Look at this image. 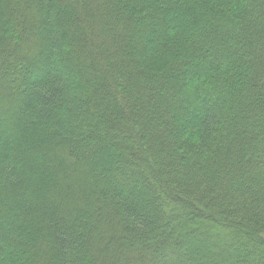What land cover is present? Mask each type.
<instances>
[{"label":"trees","instance_id":"trees-1","mask_svg":"<svg viewBox=\"0 0 264 264\" xmlns=\"http://www.w3.org/2000/svg\"><path fill=\"white\" fill-rule=\"evenodd\" d=\"M0 264H264V0H0Z\"/></svg>","mask_w":264,"mask_h":264},{"label":"rangeland","instance_id":"rangeland-1","mask_svg":"<svg viewBox=\"0 0 264 264\" xmlns=\"http://www.w3.org/2000/svg\"><path fill=\"white\" fill-rule=\"evenodd\" d=\"M199 135H200V130L199 129H194V130H187V131H185L184 133H183V136L186 138V137H188L189 136V140H192V141H194V142H196V140L198 139V137H199ZM176 207V206H175ZM163 210H164V208L162 209V213H161V215L160 216H163V218L165 217V210H164V212H163ZM172 210V209H171ZM173 211V210H172ZM163 218L162 217H160L159 219H160V222L161 223H164V221H163ZM180 221H182V219L181 218H179V220L177 221L176 219H175V223L174 224H172V225H170L169 227H171V226H173V227H175V224H177V225H181L180 224ZM187 225V224H186ZM167 226V225H166ZM164 228V227H163ZM168 228V227H167ZM166 228V230H168ZM165 230V229H164ZM197 237H193V236H191L190 237V241L191 242H193V243H196L197 241V239H196ZM156 242V241H155ZM148 243H154V240H151L150 242H148Z\"/></svg>","mask_w":264,"mask_h":264}]
</instances>
